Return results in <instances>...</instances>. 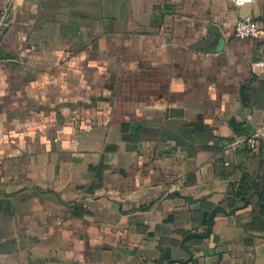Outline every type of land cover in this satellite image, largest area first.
Returning <instances> with one entry per match:
<instances>
[{
	"label": "crops",
	"instance_id": "crops-1",
	"mask_svg": "<svg viewBox=\"0 0 264 264\" xmlns=\"http://www.w3.org/2000/svg\"><path fill=\"white\" fill-rule=\"evenodd\" d=\"M8 3L0 264H264V0Z\"/></svg>",
	"mask_w": 264,
	"mask_h": 264
},
{
	"label": "built area",
	"instance_id": "built-area-1",
	"mask_svg": "<svg viewBox=\"0 0 264 264\" xmlns=\"http://www.w3.org/2000/svg\"><path fill=\"white\" fill-rule=\"evenodd\" d=\"M231 1L237 6H243L247 0ZM10 24L11 7L8 3L0 10V40L7 35ZM234 31L235 37L239 40L256 39L264 35V24L252 16L240 17L235 24ZM73 119L79 122L77 115H75ZM262 142H264V122L254 133L244 138L237 139L235 144L243 143L247 145L248 148L258 151Z\"/></svg>",
	"mask_w": 264,
	"mask_h": 264
}]
</instances>
